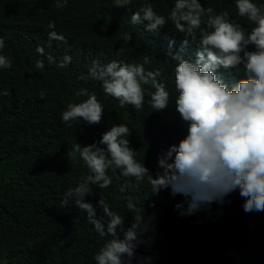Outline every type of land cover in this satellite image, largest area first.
<instances>
[{
	"label": "trees",
	"instance_id": "16d2710c",
	"mask_svg": "<svg viewBox=\"0 0 264 264\" xmlns=\"http://www.w3.org/2000/svg\"><path fill=\"white\" fill-rule=\"evenodd\" d=\"M253 2L264 5V0ZM101 3L67 0L57 7L56 0H0L4 40L0 54L11 61L9 68H0V264H94L93 254L111 238L109 234L101 237L85 211L66 195L88 171L73 151L74 144L98 141L111 125L125 123L133 158L154 178L159 170L157 154L185 134L174 110L171 60L148 63L150 69L160 70L157 80H163L169 92L167 108L160 111L150 107L147 93L139 110L129 104L121 107L102 92L99 81L88 77L89 61L108 37L100 24L110 8ZM200 3L221 8L245 30L253 26L237 15L232 0ZM49 21L71 44L53 46L42 56L35 51L40 45L36 43L48 32ZM65 55L69 62L58 67ZM48 56L53 58L51 63ZM38 60L43 67L36 66ZM223 77L225 81L240 79L243 68L236 67ZM141 87L154 91L150 85ZM80 88L95 93L101 103L98 123L60 120L69 101L86 99L74 95ZM106 174L111 183L104 188L90 184L85 196L97 218L107 205L121 217L118 234L136 215L144 213L149 222L132 264L144 258H149L148 264H264V210L243 211L244 198L238 190L220 203L189 210L187 197L172 194L167 187L153 192L147 175L136 181L121 176L116 168L106 169Z\"/></svg>",
	"mask_w": 264,
	"mask_h": 264
},
{
	"label": "clouds",
	"instance_id": "9594fccd",
	"mask_svg": "<svg viewBox=\"0 0 264 264\" xmlns=\"http://www.w3.org/2000/svg\"><path fill=\"white\" fill-rule=\"evenodd\" d=\"M66 2L56 0V6ZM232 2L237 15L252 22L250 30L230 20L219 7H202L200 0H102L100 6L110 8L100 24L102 34L108 37L99 54L89 61L88 77L99 81L102 92L121 107L129 104L139 110L147 93L150 107L160 111L167 108L169 92L163 80H157L160 70L150 69L148 63L171 60L174 110L185 134L157 154L159 170L154 178L133 158L125 123L111 125L98 141L73 145L88 171L66 195L85 211L101 237L111 236L93 254L94 264H132L149 224L144 213L136 215L118 234L121 217L107 205H103V216L97 218L85 196L90 184L104 188L111 183L106 174L109 168L136 181L147 175L153 192L167 187L172 194L188 198L189 210L213 201L220 203L234 190L244 198L243 211L264 210V5L253 0ZM48 28L36 43L40 45L35 51L42 56L53 46L71 44L52 21ZM3 47L0 37V49ZM46 59L51 63L53 58ZM69 60L65 55L57 66L63 67ZM10 65L8 57L0 54V68ZM36 66L43 67V62L38 60ZM239 66L243 77L225 81L223 76ZM141 85H150L154 91ZM74 95L86 99L69 101L60 120L70 124L79 118L88 124L98 123L103 108L95 93L80 88ZM126 206L133 208L131 203ZM148 260L137 259V264H148Z\"/></svg>",
	"mask_w": 264,
	"mask_h": 264
},
{
	"label": "bare ground",
	"instance_id": "6f19581e",
	"mask_svg": "<svg viewBox=\"0 0 264 264\" xmlns=\"http://www.w3.org/2000/svg\"><path fill=\"white\" fill-rule=\"evenodd\" d=\"M191 56H192V55H191ZM192 58H194V56H192ZM218 72L221 73L220 70H218ZM166 196H167V195H166ZM70 211H71V210H70ZM57 246H58V245H57Z\"/></svg>",
	"mask_w": 264,
	"mask_h": 264
}]
</instances>
